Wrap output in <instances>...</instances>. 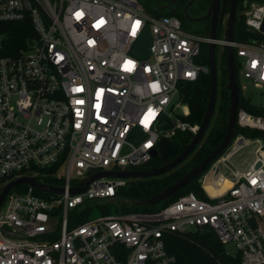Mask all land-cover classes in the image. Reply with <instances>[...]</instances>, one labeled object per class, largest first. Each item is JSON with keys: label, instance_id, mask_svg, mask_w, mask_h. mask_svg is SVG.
I'll use <instances>...</instances> for the list:
<instances>
[{"label": "built area", "instance_id": "2783aa9c", "mask_svg": "<svg viewBox=\"0 0 264 264\" xmlns=\"http://www.w3.org/2000/svg\"><path fill=\"white\" fill-rule=\"evenodd\" d=\"M243 3L253 37L229 41L227 31L213 40L175 16L154 17L140 0H0V185L31 173L64 189L45 198L28 185L6 197L0 264H178L166 235L197 231L234 245L229 264H264L262 138L237 136L212 163L202 181L207 199L188 193L158 212L82 221L77 215L117 197L127 179L104 177L71 192L97 173L140 170L161 141L198 133L181 88L210 75L204 47L232 48L244 78L264 89V0ZM26 21L33 35L11 55L8 26ZM147 28L151 56L140 59L134 50ZM237 124L264 133L263 116L239 110ZM208 180L224 181L223 192L212 195Z\"/></svg>", "mask_w": 264, "mask_h": 264}, {"label": "trees", "instance_id": "16d2710c", "mask_svg": "<svg viewBox=\"0 0 264 264\" xmlns=\"http://www.w3.org/2000/svg\"><path fill=\"white\" fill-rule=\"evenodd\" d=\"M205 2L204 0H201ZM144 6L146 12L152 16L165 15V16H176V14L160 10L166 3H170V0H140ZM184 28L194 34L201 32L193 30L185 22L182 23ZM7 31L6 45L8 53L11 55L17 54L21 48L25 47L28 37L33 35L32 26L29 21L22 23L10 24ZM245 34H244V33ZM209 35L210 32L202 33ZM199 35V34H198ZM235 37L238 38H250L253 37L251 32L244 27V21L239 15L235 26ZM220 58L217 59L219 56ZM201 60V59H200ZM202 62L206 65L209 63L208 47H204L202 50ZM216 62L218 69V98L214 116L212 118L210 127L206 132L201 144L193 152V154L179 165L174 170L165 173L163 175L152 177L149 179H127V185L122 187L117 192V197L120 199H133L141 200L147 199L156 193L170 187L175 184L178 180L183 178L190 170L202 163L208 156L209 151L215 150L222 143L227 135L229 128V117H230V106L231 98L230 92L227 90L229 71L227 66V51H222L219 53L216 50ZM238 69L239 64L235 56V70L238 81ZM239 85V83H238ZM211 88V78L210 75H201L199 80L195 83L184 84L181 88V95L184 102L188 105L190 109V115L187 118L188 122L191 124L201 125L206 110L208 107L209 97ZM240 88V86H239ZM239 110H245L246 112L264 117V109L252 105L251 101L244 98L241 95L240 90V106ZM242 135L246 138H262L264 139V133L261 131H252L248 129L241 128L238 124L236 127L235 136ZM194 136L188 133H182L175 137L171 141V146L180 154L192 141ZM175 156L168 158H163L161 156L154 158L150 163L140 168V170H152L160 168L167 163L171 162ZM209 169V168H208ZM206 169L201 175L197 176L188 185L178 191L173 197L163 201L154 206H132L130 204H115L119 212H158L164 207L174 202L181 196L188 193H195L198 197L202 199H207L200 182L202 176L208 170ZM46 170L39 172L44 173ZM45 173H50L46 171ZM27 176H33L38 182L45 184H54L57 181L56 178L52 176L43 177V175L29 174ZM3 183V182H1ZM28 188V185H21L18 188L13 189L11 192H24ZM2 189H0L1 192ZM42 197H48L49 195L44 192L37 191ZM102 203H94L96 206ZM109 205V204H108ZM93 206H89L84 214L77 215L82 217L81 220L84 221L92 216ZM165 243L168 251L174 255L177 259L178 264H229L233 260L227 255L225 246L219 241L217 236L211 231H197L190 233H171L166 235Z\"/></svg>", "mask_w": 264, "mask_h": 264}, {"label": "water", "instance_id": "95a60500", "mask_svg": "<svg viewBox=\"0 0 264 264\" xmlns=\"http://www.w3.org/2000/svg\"><path fill=\"white\" fill-rule=\"evenodd\" d=\"M220 0H213V3L210 8V12L213 11L212 24L210 30V37L213 40H216L218 36L221 34L220 28L222 24V16L219 15V2ZM236 2L237 0H233L232 10L229 18L228 30H227V39L229 41H233L235 37V26L238 20L237 12H236ZM161 10V9H160ZM155 15L154 17H157ZM152 43V37L149 28L146 29L145 33L139 40L134 53L140 59H147L151 56L149 51V47ZM209 56V65H210V78H211V88H210V97L208 102V107L206 110V114L202 124L200 125V129L198 133L194 136L190 144L180 153L177 154V151L174 150L171 144L165 140L159 143L160 151H154V157H157L160 154L163 158H168L171 156H175V158L167 163L166 165L152 169V170H135V171H119V172H101L95 174L90 181H88L87 185L82 189H72V194L81 193L87 189L88 185L94 180L100 178H121V179H149L152 177H157L168 173L179 165H181L184 161H186L193 152L197 149V147L201 144L206 132L208 131L212 118L215 113L217 98H218V69L216 62V45L210 44L208 49ZM227 66L229 71L228 85L227 90L230 92L231 98V106H230V117H229V128L226 137L219 145V147L215 150L209 151V156L198 166L190 170L183 178L178 180L175 184L170 187L162 190L159 193L154 194L150 198L141 199V200H133V199H120L119 197L110 198L108 203L112 204H130L132 206H154L167 199L173 197L178 191L185 188L189 182L195 179L197 176L201 175L206 169H208L214 161L219 159L229 145L232 143L235 138L236 127H237V115L240 106V88L237 81V75L235 70V54L232 48L227 49ZM21 185H29L36 189L37 191L49 193V194H62L64 189L55 188L49 185H45L43 183L38 182L33 177H20L13 181L7 183L4 188L0 192V208L4 203L6 197L11 193V191L15 188H18Z\"/></svg>", "mask_w": 264, "mask_h": 264}, {"label": "flooded vegetation", "instance_id": "af4514ba", "mask_svg": "<svg viewBox=\"0 0 264 264\" xmlns=\"http://www.w3.org/2000/svg\"><path fill=\"white\" fill-rule=\"evenodd\" d=\"M170 0V3L164 4L160 9L176 14L181 22H185L193 30L207 33L211 30L213 11L210 12L213 0ZM219 15L222 16L221 34L226 26L228 30L229 18L232 10L233 0L219 1ZM245 4L243 0H237L236 12L237 17L241 9L244 10Z\"/></svg>", "mask_w": 264, "mask_h": 264}, {"label": "rangeland", "instance_id": "374dc122", "mask_svg": "<svg viewBox=\"0 0 264 264\" xmlns=\"http://www.w3.org/2000/svg\"><path fill=\"white\" fill-rule=\"evenodd\" d=\"M244 10L241 9V12H239V15L241 14L242 15V12ZM226 33V26L224 27L223 29V33H222V36H224ZM244 33V32H243ZM200 36H205V34H202V33H198ZM245 34V33H244ZM223 50L222 49H218V52L221 53ZM219 56V55H218ZM220 56L217 58L219 59ZM236 60L238 62V64L240 62H242V59L236 57ZM238 83H239V86H240V90H241V95L244 97V98H247L251 101L252 105L254 106H257V107H260V108H263L264 109V89H260V88H255L254 85L251 83V81L247 80L244 78V76L242 75L241 73V68L239 66V69H238ZM237 136H240V135H237ZM237 136H235V138L233 139L232 143L229 145V147L226 149V151L223 153L222 156H224L225 154H227L228 152H230L231 148L236 146L237 143H236V140H237ZM214 164V163H213ZM212 164V165H213ZM229 167H231L233 169V166L229 163L227 164ZM244 166V164L242 163L241 166ZM219 171L220 172H228L229 174V177L231 176L232 177V172L230 170H226L227 168L223 165L219 166ZM210 169V168H209ZM208 169V170H209ZM208 170L206 171V174L208 172ZM205 175V174H204ZM204 175L202 176V178L200 179V182H201V185H202V189L207 197V193L205 192V189H204V186L202 184V181H203V178H204ZM6 185V184H5ZM5 185H0V189H3ZM223 192L222 189H217L214 191V195H218V194H221ZM109 204V205H108ZM118 215L119 214V211L116 207L115 204H112V203H108V201H103L102 204H98L94 207V210L92 212V216H91V219H94V218H98L102 215ZM225 250L227 253L229 254H234L235 253V247L234 245L230 244V245H227L225 247Z\"/></svg>", "mask_w": 264, "mask_h": 264}, {"label": "bare ground", "instance_id": "6f19581e", "mask_svg": "<svg viewBox=\"0 0 264 264\" xmlns=\"http://www.w3.org/2000/svg\"><path fill=\"white\" fill-rule=\"evenodd\" d=\"M225 178H229L228 177V172H225ZM225 180V179H224ZM224 184V181L220 184V185H216L215 183L210 182L209 180L206 182V188L207 190L214 195V191L217 189H221L220 187ZM223 190V189H222Z\"/></svg>", "mask_w": 264, "mask_h": 264}]
</instances>
